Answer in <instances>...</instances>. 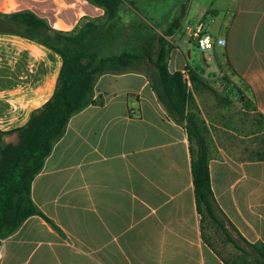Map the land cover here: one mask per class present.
<instances>
[{"label":"crops","instance_id":"0c3cea01","mask_svg":"<svg viewBox=\"0 0 264 264\" xmlns=\"http://www.w3.org/2000/svg\"><path fill=\"white\" fill-rule=\"evenodd\" d=\"M183 10L180 26L166 34ZM20 11L62 31L105 15L91 0H0L1 14ZM119 20L135 23L136 40L144 28L141 39L152 34L155 47L168 39L171 72L186 70L192 46L200 48L189 32L182 43L183 24H201L213 38L207 59L212 48L230 58V80L215 84L223 92L212 85L217 93L194 96L213 138L216 200L240 234L264 243V159L235 155L256 153L247 148L264 140V0H123ZM62 63L46 44L0 30L1 129L23 126L52 97ZM154 75L145 59L98 77L96 102L70 118L32 183L33 200L55 225L28 217L2 239L0 264H227L204 237L186 122L169 113Z\"/></svg>","mask_w":264,"mask_h":264},{"label":"trees","instance_id":"16d2710c","mask_svg":"<svg viewBox=\"0 0 264 264\" xmlns=\"http://www.w3.org/2000/svg\"><path fill=\"white\" fill-rule=\"evenodd\" d=\"M91 1L105 9L104 18L80 24L72 31L53 29L31 11L0 13V30L11 28L13 32L44 43L60 53L63 59L52 97L36 108L23 126L10 130L0 128V243L32 215H40L55 225L33 200L32 183L36 175L42 170L56 141L64 135L70 118L96 102L94 94L98 77L109 70L140 66L149 59L155 71L152 86L159 98L175 119L186 122L192 148L196 201L202 222L217 225L236 252L226 257L214 248L205 233L206 241L227 264H264V243L249 241L229 223L212 189L209 161L213 138L198 109L194 92L199 89L217 91L190 63L185 71L169 70L172 43L164 36L159 37L156 47L151 34L145 41L137 39L139 47L134 51L124 48L117 54L105 55L103 51L111 40L119 41L123 37L125 43L131 41V30L135 25L133 22L122 25L119 20L123 0ZM184 10L173 19L166 34L173 33L180 26ZM125 31L128 34L125 35ZM186 73L190 77V86L185 79ZM258 114L264 116L259 111ZM15 135L17 142L11 139ZM258 158L264 159V153Z\"/></svg>","mask_w":264,"mask_h":264},{"label":"rangeland","instance_id":"374dc122","mask_svg":"<svg viewBox=\"0 0 264 264\" xmlns=\"http://www.w3.org/2000/svg\"><path fill=\"white\" fill-rule=\"evenodd\" d=\"M187 25H182L181 29L179 30V35L182 37V43L184 45H188L187 40L189 39V34L186 29ZM140 29V28H139ZM141 34L139 36V39L142 37L147 36V28L141 29ZM131 33H136V30L133 28L131 30ZM126 35V32H125ZM119 41H113L111 40L110 44L106 46L107 48L103 51L105 55H113L117 54L120 51H122L124 48H127L128 50L134 51L139 47L138 40H134L135 38L132 36L131 41L128 43H125L123 41V37H121ZM152 38V37H151ZM150 38V39H151ZM193 54L190 59V63L193 67L199 66L201 67V70H198L201 74L204 75V77L207 79L208 82L211 83V85H214V87H217L219 89L220 93L223 92V89H221V86H216L215 84L218 82H228L230 80L229 76L233 73V63L231 62L230 58L226 56V53L224 50H216V48H212L211 52L209 54V58L207 59V62L202 60V50L198 47H193ZM139 49V48H138ZM207 51H210V49H207ZM206 57H208V54H206ZM229 70L228 73L225 71ZM205 89H199L196 90V95L201 96L202 91ZM232 111H234V114H237V107H233ZM242 112H246L241 110ZM243 126V125H242ZM251 131H253V128H250ZM244 131H248V128L244 129ZM12 140L15 142L17 141L16 136L11 137ZM245 148V147H244ZM241 148V149H244ZM256 149V153H235L236 156H247V157H253L257 158L262 153H264V140H256L255 143L251 144L250 148L247 149ZM222 219L224 217L220 215ZM204 232L208 236L209 240L214 245V248H216L218 251H220L224 256L231 257L232 253L236 252V249L234 245L227 241L224 234L222 233L221 229L209 221L204 222ZM229 226V225H228ZM229 229L236 235V232L229 226Z\"/></svg>","mask_w":264,"mask_h":264},{"label":"built area","instance_id":"2783aa9c","mask_svg":"<svg viewBox=\"0 0 264 264\" xmlns=\"http://www.w3.org/2000/svg\"><path fill=\"white\" fill-rule=\"evenodd\" d=\"M187 31L191 34L192 37L196 38L198 40V44L200 46V48L204 51H206L208 48L212 47L213 44V38L208 35H202L201 31H202V25H198L197 27L193 28V26L191 25H187L186 26ZM218 43L221 44H225L226 43V39L224 38H218L217 39ZM185 71V70H184ZM185 79L187 80L189 86L191 85V81H190V77L188 75V73L185 74Z\"/></svg>","mask_w":264,"mask_h":264},{"label":"water","instance_id":"95a60500","mask_svg":"<svg viewBox=\"0 0 264 264\" xmlns=\"http://www.w3.org/2000/svg\"><path fill=\"white\" fill-rule=\"evenodd\" d=\"M201 54H202L203 60L206 61L207 60V57H206L205 51H202Z\"/></svg>","mask_w":264,"mask_h":264}]
</instances>
